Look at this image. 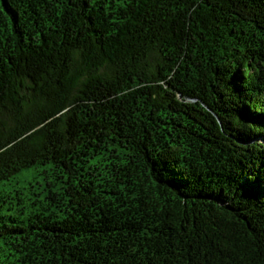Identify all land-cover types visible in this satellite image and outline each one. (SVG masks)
Wrapping results in <instances>:
<instances>
[{"label":"trees","instance_id":"1","mask_svg":"<svg viewBox=\"0 0 264 264\" xmlns=\"http://www.w3.org/2000/svg\"><path fill=\"white\" fill-rule=\"evenodd\" d=\"M0 264H264V0H0Z\"/></svg>","mask_w":264,"mask_h":264},{"label":"rangeland","instance_id":"2","mask_svg":"<svg viewBox=\"0 0 264 264\" xmlns=\"http://www.w3.org/2000/svg\"><path fill=\"white\" fill-rule=\"evenodd\" d=\"M38 183L43 184L42 175L39 174V169L31 168L22 171L17 174L6 186L2 188L5 193L12 196L15 199V193L13 191H21L23 195H28L31 191L40 190ZM9 203H15V200L8 201ZM2 212L4 214H12L14 211H7L4 205Z\"/></svg>","mask_w":264,"mask_h":264}]
</instances>
